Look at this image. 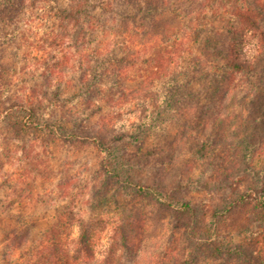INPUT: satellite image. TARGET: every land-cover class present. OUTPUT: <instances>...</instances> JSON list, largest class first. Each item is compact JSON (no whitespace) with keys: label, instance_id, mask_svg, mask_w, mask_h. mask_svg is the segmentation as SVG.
Instances as JSON below:
<instances>
[{"label":"trees","instance_id":"16d2710c","mask_svg":"<svg viewBox=\"0 0 264 264\" xmlns=\"http://www.w3.org/2000/svg\"><path fill=\"white\" fill-rule=\"evenodd\" d=\"M4 27L2 38L10 36L15 42L13 61L18 64L20 59L11 76L0 79L2 94L14 95L1 111L6 131L17 132L20 123L56 134L64 142L92 145L103 155L95 174L101 180L86 181L78 207L94 208V201L109 194L111 181L116 184L111 200L121 216L57 213L47 229L37 228L42 231L38 235L23 233L24 242L9 231L2 264H188L190 250L196 259L209 239L195 242L199 239L193 190L171 181L162 158L167 149L161 151L155 144L149 150L144 144L160 128L158 115L170 112L175 120L201 119L196 104L203 101L215 110L201 120L203 127L214 125L219 140L231 135L233 155L254 161L264 141L251 148L264 124V0H0L1 30ZM22 72L26 77L17 81ZM36 77L40 80L34 81ZM104 103L107 111L93 119L94 109H102ZM123 112L132 114L141 134L116 130ZM243 134L249 140L242 146L237 140ZM192 147L203 158L202 146ZM210 150L211 155L230 151ZM235 165L216 168L229 172ZM249 170L254 173L253 167ZM260 171L262 177L253 179L264 198V169ZM138 172L147 173L154 183H146L147 177ZM183 172L178 180L184 179ZM256 184L246 191L257 190ZM127 193L137 201L118 200ZM146 198L152 200L150 209L143 204ZM255 206L263 207L264 201L256 200ZM162 211L174 215L171 221ZM187 214L194 226L182 219ZM107 224L112 230L105 236L107 245L96 251L94 230ZM150 228L157 230L158 251L142 247ZM184 240L189 252L183 249ZM225 252L245 256L239 247Z\"/></svg>","mask_w":264,"mask_h":264},{"label":"rangeland","instance_id":"374dc122","mask_svg":"<svg viewBox=\"0 0 264 264\" xmlns=\"http://www.w3.org/2000/svg\"><path fill=\"white\" fill-rule=\"evenodd\" d=\"M2 33L3 35L6 34L5 27L4 30L0 31V79L6 81L11 76L15 66H19L20 59L18 64L13 61L14 52L11 51V48L15 42H12L10 36H3L4 38H2ZM8 39L10 42H7ZM7 69L11 70L7 71ZM16 77L17 81L23 82L26 74L22 72ZM33 80L38 81L40 78L36 77ZM8 97L12 98L14 95L12 93L3 95L0 89V264H2L1 261L8 249L9 231L16 232L18 237H22L21 235L27 232L38 235L42 231L39 232L37 228L47 229L51 223L55 222L57 213L68 214L69 210L78 212L83 217H105L109 215L120 219L117 214L121 216L120 211H116L114 201L111 200L112 194L114 196V191L112 194L111 191L116 185L111 181L108 187L109 194L105 195L103 200L94 201V208L78 207L79 194L86 181L90 179L92 181L95 178V182L98 183L101 180V177H96L95 174L103 156L102 153L97 152L92 145L64 142L56 134L48 131L42 132L38 128L29 129L20 123H18L20 129L17 132L6 131L7 124L5 122L7 119L1 111L6 106ZM253 104V107L256 108L258 102L255 100ZM196 105V111L202 114L201 119H191L189 116L188 119H184L185 121L175 120L170 112L158 115L161 120L157 121V126L160 128L149 134L148 143L144 144V147L147 146L149 150L153 149L155 144L161 151L167 149L166 152L162 153V158L165 165L168 166L167 174L171 181H174L175 184L181 183L189 186L193 190L190 194L196 202V215H198L195 235L199 239L195 242L198 243L204 239L205 241L209 239V241L203 243L199 254L194 259V255L191 250L189 252V248L186 246L187 242L184 240L183 249L189 252L187 257L191 259L188 264H257L255 261L258 264H264V206H255L256 200L264 201L263 190L259 189V184H256V180L253 179L254 176L259 178L263 175L260 169H264V141L263 150L254 155V161L251 163L248 159H246L248 162L242 159V155L241 157L233 155L234 142L231 135L221 137L219 140L213 132L214 125L207 124L205 127L202 125L201 120L207 116L208 112L214 113V108L209 109L207 107L209 104L203 101L197 102ZM224 106L226 103H222V107ZM107 108L106 103L103 104L102 109L93 108L95 111L93 119H97L99 115L105 113ZM226 110L228 111V109ZM85 113L86 115L92 114L91 111ZM176 121L179 122L176 123ZM223 123L221 127L225 129L227 123L225 121ZM135 124L136 119L133 118L132 114L123 112L117 117L115 128L116 130L121 128L122 133L129 135L134 131L141 134L142 128L135 126ZM215 124L219 125L218 123ZM192 128L194 129L191 130ZM260 128L263 133H261L262 136L255 137L253 140L251 144L253 149L257 142L264 140V124ZM180 129L182 133L177 134ZM197 132H200L198 136H196ZM189 133L192 134V137L188 136ZM248 137L243 134L237 142H240L242 146L246 145L249 140ZM171 139L172 145L169 148ZM194 143L202 146L205 153L203 158L198 157V149L192 147ZM210 148H214L213 151L228 149L230 151L227 155L221 154V152L211 155ZM234 164H236L235 167L229 168V172L223 170L232 167ZM216 166H221L223 169L218 170ZM251 167L254 168V173L249 170ZM213 169L214 171L211 173ZM182 170L184 171V179L178 180ZM242 171L245 173L244 177L241 175ZM138 173L147 177L146 183H154L147 173ZM197 184L201 185L203 190H198ZM255 184L257 190L246 191L249 186L255 188ZM154 187L157 188V186ZM184 190L186 189H181V191ZM181 191L178 193H182ZM240 193L245 194V197L239 200L238 195ZM99 195L96 199L99 198ZM236 197L239 201H233ZM128 198L132 197L131 194L127 193L118 200L125 201ZM133 201L136 202L137 200L133 199ZM151 201V198H146L143 204L145 203L146 207L150 209ZM67 206H70L71 209L66 208ZM225 207L227 209L222 214L218 212ZM216 211L217 213H214ZM162 213L167 215L170 221L174 217L173 214L166 211H162ZM188 217L187 214V217H182V219L194 226L193 220ZM24 222L27 225H23ZM156 231L153 228L146 231L145 241L142 243V247L147 249L145 251L160 250L158 246H154L158 241V238H155ZM111 232L110 224H107L104 229L96 228L94 230V250L100 251L107 245L105 236ZM22 239L24 242L26 237H22ZM150 239H153L154 244ZM163 241L164 239L159 238V244ZM231 247H239L245 256L225 252Z\"/></svg>","mask_w":264,"mask_h":264}]
</instances>
